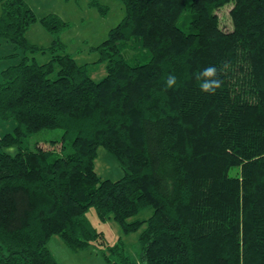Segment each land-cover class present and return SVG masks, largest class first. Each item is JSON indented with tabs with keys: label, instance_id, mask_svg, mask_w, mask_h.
Returning <instances> with one entry per match:
<instances>
[{
	"label": "trees",
	"instance_id": "1",
	"mask_svg": "<svg viewBox=\"0 0 264 264\" xmlns=\"http://www.w3.org/2000/svg\"><path fill=\"white\" fill-rule=\"evenodd\" d=\"M120 1L125 17L92 48L107 70L95 80L61 39L68 21L42 17L52 42L40 46L28 2L0 0V38L24 53L0 83V118L17 122L0 143V264H60L55 235L98 247L104 264H264V0ZM208 67L215 93L197 80ZM102 146L120 179L97 173ZM91 208L139 232V260L123 237L108 243Z\"/></svg>",
	"mask_w": 264,
	"mask_h": 264
},
{
	"label": "rangeland",
	"instance_id": "2",
	"mask_svg": "<svg viewBox=\"0 0 264 264\" xmlns=\"http://www.w3.org/2000/svg\"><path fill=\"white\" fill-rule=\"evenodd\" d=\"M37 15V21L27 32V38L31 43L40 46H49L52 36L42 23V17L49 13L60 15L71 26L61 35L62 41L67 45L68 52L71 53L80 64L88 63L92 77L95 80L102 79L106 74V64H94L99 55L93 51V47L102 43L109 35L112 28L116 27L125 17L126 11L120 0H26ZM231 7H226L220 11L223 26L230 29L231 22L228 12ZM1 14V5H0ZM24 56L19 50L16 54L15 46L0 38V83L3 82L2 71L20 62ZM38 63H45L51 57L48 52H38L35 54ZM17 125L14 119L0 118V143L2 137L12 132ZM62 134L61 130H54L45 134L44 137L52 140ZM40 138L32 140V144ZM61 139V138H60ZM37 142V146L42 148H53V144L46 141ZM60 148V143L56 145ZM95 168L102 179L118 180L124 175V169L116 156L105 147L98 149L95 160ZM152 209L147 208L139 214V217L146 218L152 213ZM92 223L103 232L106 240L110 244L116 243L123 237L125 252L134 259H140L141 244H139V232L123 235L122 229L114 219L102 222L94 208L88 212ZM49 248L60 264H104L105 260L99 252L98 247H90L83 251L71 250L63 240L55 235L49 242Z\"/></svg>",
	"mask_w": 264,
	"mask_h": 264
},
{
	"label": "clouds",
	"instance_id": "3",
	"mask_svg": "<svg viewBox=\"0 0 264 264\" xmlns=\"http://www.w3.org/2000/svg\"><path fill=\"white\" fill-rule=\"evenodd\" d=\"M216 73L217 70L215 67H208L197 75V80L202 91L215 93V90L221 86V82L215 79ZM166 83L169 88H172L176 84V77L170 75Z\"/></svg>",
	"mask_w": 264,
	"mask_h": 264
}]
</instances>
